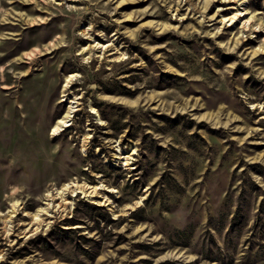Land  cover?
<instances>
[{"label":"rangeland","instance_id":"374dc122","mask_svg":"<svg viewBox=\"0 0 264 264\" xmlns=\"http://www.w3.org/2000/svg\"><path fill=\"white\" fill-rule=\"evenodd\" d=\"M246 1L247 29L222 0H0V264H264V0ZM68 182L110 204L3 223Z\"/></svg>","mask_w":264,"mask_h":264},{"label":"bare ground","instance_id":"6f19581e","mask_svg":"<svg viewBox=\"0 0 264 264\" xmlns=\"http://www.w3.org/2000/svg\"><path fill=\"white\" fill-rule=\"evenodd\" d=\"M223 3H226L228 6L227 8L231 9V16L223 19V21L229 22L228 25L238 23L241 25L243 29H247L250 27V23L255 19L254 14L248 17L250 12L246 8L247 1L246 0H222ZM226 8V9H227ZM261 28L260 25L256 26L255 29L259 30ZM264 33V28H262ZM88 35V33H87ZM93 44H89L87 47L83 48L81 53L84 54V60L89 61L94 57L92 54V50L98 48L100 51H103L106 47L95 43L91 36H87ZM264 41V40H263ZM101 57V55L97 56ZM120 58V57H119ZM117 58V59H119ZM124 56H121V59ZM76 75L71 74L65 78L64 88H68L73 81L75 80ZM68 107L64 111V113L56 120V122L51 127V135L55 136L59 134L62 130H64L70 122L72 118V114L77 109L79 102L77 98L74 97L72 94H67L64 98ZM92 113L97 114L95 110L91 109ZM84 146V145H83ZM84 151V150H83ZM120 157L119 159L122 160L123 165H127L131 158L130 155H124L121 151H119ZM105 187L102 184L90 186L86 183H77V182H68L67 184L63 185L60 188H53L50 192H47L45 195V202L43 206L39 207L34 213L29 214L27 213L24 208L21 206V203L17 200H12L10 202V209L7 211L5 218L3 219V223L5 225H10L11 220L19 213L23 212L24 215L31 216L32 220V228L31 231L35 232L42 226H48L51 223L52 218L55 217V214H63L66 211V206L69 203L68 198H72L81 194L83 197L87 199H95V197L100 198V202L104 203L105 205H109V200L104 196L99 194L100 189H104ZM60 200L59 204H55L56 200ZM132 208V207H131Z\"/></svg>","mask_w":264,"mask_h":264}]
</instances>
